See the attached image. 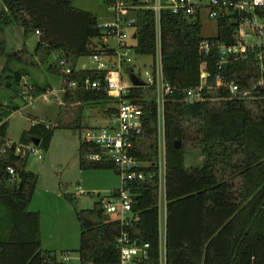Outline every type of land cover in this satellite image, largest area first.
Listing matches in <instances>:
<instances>
[{"label":"trees","instance_id":"trees-1","mask_svg":"<svg viewBox=\"0 0 264 264\" xmlns=\"http://www.w3.org/2000/svg\"><path fill=\"white\" fill-rule=\"evenodd\" d=\"M0 1V58L6 61L0 73V93L10 96V112L18 110L15 99L28 103L47 93L50 86L38 85L33 75L43 67L61 78L65 92L56 124L32 125L10 148L8 122L0 119V264H63L55 252L43 249L41 214L30 211L39 176L28 170V148L48 152L56 129L79 134L87 130V107L101 108L106 119L117 114L120 101L107 95L106 73L84 69L79 63L84 57L111 56L114 51L104 44L107 32L100 28L98 17L76 8L74 0ZM117 2L127 6L128 17L134 20L137 38L135 45H129L131 53L151 58L149 72L155 70L159 28L164 80L172 90L164 104L166 264H264V87L255 88L261 77L255 55L245 60L231 58L220 69L217 48L209 55L200 52L205 39L200 18L162 10L158 22L151 8L153 0H106L110 8ZM218 27L217 40L233 44V25L220 19ZM15 28L23 30L25 40L37 35L33 53L26 45L8 52L6 34ZM134 60L126 73H134ZM67 69L71 74H66ZM203 72L208 77L201 97L191 99L187 94L201 87ZM88 80L100 82V88L87 89ZM74 82L77 88L70 87ZM231 83L250 96L233 97L226 87ZM157 95L154 84L133 87L125 97L143 110V130L131 136L130 154L143 165L138 171L147 179L129 182L125 188L133 199L135 220L127 226L110 219L102 199L93 209L77 212L80 264H118L117 241L123 234L138 245L148 244L149 263L160 264ZM33 138L40 140L39 146L32 143ZM191 149L200 152L201 165L187 164ZM78 155L82 171L115 170L120 175L95 144L80 142ZM94 155H101V161L91 160ZM120 194L121 190L115 191L112 197Z\"/></svg>","mask_w":264,"mask_h":264},{"label":"rangeland","instance_id":"rangeland-1","mask_svg":"<svg viewBox=\"0 0 264 264\" xmlns=\"http://www.w3.org/2000/svg\"><path fill=\"white\" fill-rule=\"evenodd\" d=\"M149 3V0H142ZM194 3L207 5L208 0H191ZM74 6L80 10L96 15L100 24L113 20V13L108 7L106 0H74ZM3 5L0 1V14ZM202 35L204 38L217 36V24L213 20L207 19V14L201 18ZM6 34L8 52L22 50L25 45L28 51L34 52L38 37L31 35L24 39L23 30L12 29ZM133 31L128 32L129 36ZM110 50L116 51L118 44L112 38L104 43ZM128 44L135 45V40H128ZM134 60V74L142 81H146V72L151 65L150 57L138 58L132 52ZM110 57H100V63L110 64ZM6 61L0 58V73L4 69ZM80 66L89 69H97L99 63L94 57H84L80 59ZM146 65V67L144 66ZM48 67H43L41 71H33L38 85H48L53 90H48L46 94L25 103L21 98L15 99L13 103L18 110L9 109L11 98L8 93H0V119L8 122L7 136L19 143L25 131L36 123L55 125L60 109L63 106L62 80L59 76L48 73ZM124 82L130 85L129 74L124 72ZM27 85H31L29 80H25ZM49 88V89H50ZM5 96V97H4ZM158 96V95H157ZM158 100V98H157ZM116 107V105H109ZM118 107V105H117ZM6 112H10L7 117ZM6 114V115H5ZM160 114V113H159ZM6 116V117H4ZM100 119L95 121V119ZM110 118L104 117L103 110L99 107H87L84 112V125L86 129H102L106 127ZM34 123V124H33ZM160 126L163 127V116H159ZM80 134L72 130L56 129L48 152L38 150L29 155L28 170L39 176L38 188L30 204L31 209H41L42 230L44 249L54 251L58 261L63 264H80L77 250L80 247V224L76 213L82 210H90L99 203L101 199L110 197L115 191L122 190L123 182L121 176L115 170H89L80 169L78 148L80 144ZM8 145H12L9 141ZM7 145V146H8ZM202 163L200 152L191 149L187 154V164L189 166H199ZM160 164V159H159ZM163 169V167H162ZM163 169V176L165 175ZM81 188L82 194L77 195V188ZM165 189V188H164ZM162 189L160 196L161 222L163 228V240L161 246L162 261L165 259V190ZM71 198V201L67 199ZM31 211V210H30ZM40 213V212H39ZM115 220L117 217L107 215ZM69 258L68 262H63V258Z\"/></svg>","mask_w":264,"mask_h":264},{"label":"built area","instance_id":"built-area-1","mask_svg":"<svg viewBox=\"0 0 264 264\" xmlns=\"http://www.w3.org/2000/svg\"><path fill=\"white\" fill-rule=\"evenodd\" d=\"M151 8L156 12L158 22L162 10H170L175 15L183 14L193 18H200V20L205 13L207 14V19L216 22L217 31L219 30V20H227L228 24L234 27L232 33L233 44L228 45L218 41L217 33V36L205 38L200 43V52L209 55L211 50L217 48L221 56L220 69L229 64L231 58L245 60L249 54L253 53L261 74L255 88L264 87V0H208L207 5L202 3L196 4L191 0H153ZM111 10L115 14L114 21L100 24V28L107 32L104 42L112 38L117 42L118 49L111 56H106V54L104 56L98 55L94 56V59L99 63L97 70L106 73L105 90L107 95L120 101L118 111L110 119L106 127L102 129H87L80 133V140L84 143L95 144L119 169L123 182L121 194L118 197H112L111 195L110 197L103 198L102 207L107 215L115 216L117 217L116 220L129 226L130 222L133 219L135 220V216L132 214L133 199L125 188H127L129 182L136 180L145 181L147 179L144 173L138 171L143 165L130 154L132 146L131 136L133 134L139 135L143 130V110L141 106L125 99L130 93V89L134 87L132 82L130 85H126L123 76L125 68L133 63L131 49L128 44V40H131L132 35L129 36L128 32L133 30L134 20L128 17V8L123 2H117L116 5L111 7ZM159 35L158 28L155 70L154 72H146V81L143 82L146 83V86L156 84L159 116H163L164 122L165 97L171 94L172 90L169 85H166L164 80ZM100 57H110L113 61L108 65H104L100 63ZM62 64L64 63L62 62ZM66 74H71V70L67 69ZM207 77L208 74L203 72L201 87L198 90L189 91L187 94L189 98L199 99L201 97L200 93L206 85ZM86 84L87 89L100 88V82H90L88 80ZM77 85L74 82L70 87L77 88ZM226 87L229 88L230 93L235 98H248L251 94L249 91L241 90L239 85L235 83L227 84ZM7 147L10 148L11 146L8 145ZM28 150L31 153L37 152V149L32 147L28 148ZM2 153H5V150ZM17 153H20L19 147ZM165 154L166 146L163 123V127L160 126L161 189L165 188V175H162L163 169L165 170ZM101 159V155L91 157L93 161H101ZM10 173L13 174L14 171L10 170ZM82 193L81 188H77V195ZM162 240L163 237H161V246ZM117 245L120 254L118 264H150L148 251L150 246L148 244L143 246L138 245L129 238L128 234H123L118 239ZM68 261L69 258H63V262ZM160 264H166V251L164 261H162V255L160 257Z\"/></svg>","mask_w":264,"mask_h":264},{"label":"crops","instance_id":"crops-1","mask_svg":"<svg viewBox=\"0 0 264 264\" xmlns=\"http://www.w3.org/2000/svg\"><path fill=\"white\" fill-rule=\"evenodd\" d=\"M152 0H149L148 2H151ZM144 2V1H143ZM113 13V12H112ZM114 19H115V17H113V20H111L110 22H113L114 21ZM107 23H109V22H107ZM133 31V33H132V35H134V30H132ZM131 46V45H130ZM84 69H86L87 67H83ZM49 90H53L52 88H50ZM64 90L62 89V94H63V96H64ZM97 120H100L99 118L98 119H95V121H97ZM109 121H110V119H109ZM109 121L107 122V124H106V126L108 125V123H109ZM34 124V123H33ZM36 124H38V123H36ZM29 130V129H28ZM8 137V140L11 142V144L12 143H14V141H12L10 138H9V136H7ZM32 203H33V201H32ZM31 203V204H32ZM165 209H166V202H165ZM30 210L31 211H33V212H40V214H41V209H39V211H36L35 209H31L30 208ZM166 211V210H165ZM161 219H162V216H161V208H160V233H161V237H163V228H162V222H161ZM166 220H167V214H166V212H165V225H164V228H165V231H164V233H165V236H166ZM42 222H43V220H42ZM42 222H41V231H42V242H43V244H44V240H43V230H42ZM43 247H44V245H43ZM44 249V248H43ZM44 250H46V249H44ZM47 251H51V250H47ZM51 252H54V251H51Z\"/></svg>","mask_w":264,"mask_h":264},{"label":"water","instance_id":"water-1","mask_svg":"<svg viewBox=\"0 0 264 264\" xmlns=\"http://www.w3.org/2000/svg\"><path fill=\"white\" fill-rule=\"evenodd\" d=\"M137 36L136 34L133 35V39L136 40ZM129 78L133 84L134 87H146V83L141 81L135 74H130ZM32 143L37 147L40 144V140L33 138ZM177 149L180 148V143L177 142L176 146Z\"/></svg>","mask_w":264,"mask_h":264}]
</instances>
